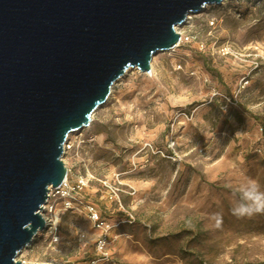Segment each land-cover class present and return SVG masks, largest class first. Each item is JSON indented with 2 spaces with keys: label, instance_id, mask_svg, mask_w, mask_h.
<instances>
[{
  "label": "rangeland",
  "instance_id": "1",
  "mask_svg": "<svg viewBox=\"0 0 264 264\" xmlns=\"http://www.w3.org/2000/svg\"><path fill=\"white\" fill-rule=\"evenodd\" d=\"M187 17L151 73L129 67L90 124L69 133L67 187L41 212L56 235L38 232L17 259H93L104 233L97 264H264V215L232 213L249 178L264 189V0Z\"/></svg>",
  "mask_w": 264,
  "mask_h": 264
},
{
  "label": "water",
  "instance_id": "2",
  "mask_svg": "<svg viewBox=\"0 0 264 264\" xmlns=\"http://www.w3.org/2000/svg\"><path fill=\"white\" fill-rule=\"evenodd\" d=\"M222 0H0V264L46 229L68 134L129 67L178 44L175 26Z\"/></svg>",
  "mask_w": 264,
  "mask_h": 264
},
{
  "label": "clouds",
  "instance_id": "3",
  "mask_svg": "<svg viewBox=\"0 0 264 264\" xmlns=\"http://www.w3.org/2000/svg\"><path fill=\"white\" fill-rule=\"evenodd\" d=\"M238 199L232 208V213L237 218H251L264 215V189L260 183L251 178L241 185L238 190ZM222 225V217H217L215 226Z\"/></svg>",
  "mask_w": 264,
  "mask_h": 264
},
{
  "label": "built area",
  "instance_id": "4",
  "mask_svg": "<svg viewBox=\"0 0 264 264\" xmlns=\"http://www.w3.org/2000/svg\"><path fill=\"white\" fill-rule=\"evenodd\" d=\"M69 147H70V145H69V142H68V139H67V142L64 144V151L66 149H68ZM66 187H67V181L65 179L62 181V183L59 186H57L55 188L50 187L49 191H48V195H47L46 201L42 205V208H43L42 210H46V211L48 210L50 212L51 209H52V205L49 204L50 191L52 189H55L56 192H63V190H65ZM64 207L72 208L73 205H72V203L70 201H67V202H65ZM88 211H89L90 217L94 221L99 219L98 214L95 211L93 206H88ZM42 216H43L45 224H46V229L44 230L45 231L44 232L45 238L47 237V235L55 236L56 235L57 226L53 223L51 217H49L48 215H42ZM31 245H32V243L29 244L28 247H30ZM105 247H106V236L103 233L102 236L100 238H98V240H97L98 257L93 258V259H89V260H85V261H82V262H79V263H76V264H97L100 260L106 259ZM24 263L28 264L26 262H24ZM44 264H46V263H44Z\"/></svg>",
  "mask_w": 264,
  "mask_h": 264
},
{
  "label": "bare ground",
  "instance_id": "5",
  "mask_svg": "<svg viewBox=\"0 0 264 264\" xmlns=\"http://www.w3.org/2000/svg\"><path fill=\"white\" fill-rule=\"evenodd\" d=\"M205 7V6H204ZM190 14V13H189ZM186 19H188V17H186ZM175 30L177 31V26H175ZM180 41H178V43H179ZM152 70H153V63H150V71H148L147 73L149 74V73H151L152 72ZM69 135V134H68Z\"/></svg>",
  "mask_w": 264,
  "mask_h": 264
}]
</instances>
